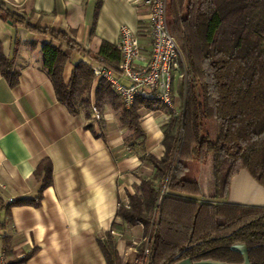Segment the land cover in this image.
Instances as JSON below:
<instances>
[{
  "label": "crops",
  "instance_id": "crops-1",
  "mask_svg": "<svg viewBox=\"0 0 264 264\" xmlns=\"http://www.w3.org/2000/svg\"><path fill=\"white\" fill-rule=\"evenodd\" d=\"M0 7L25 22L13 25L0 12V54L20 72L12 87L0 69V199L33 201L41 194L38 206L2 211L9 259L13 264H107L101 245L111 240L119 264H133L146 226L122 221L118 211L140 195L144 181L155 179L148 157L165 156V127L181 111L179 89L174 84L172 110L139 109L144 135L139 139L122 127L119 113L107 103L98 112L101 122L94 114L72 115L42 69V48L51 41L64 50L69 42L74 45L64 68L66 83L77 63L100 66L103 43L117 47L124 26L137 33L148 58L149 9L142 0H0ZM59 33L66 39H54ZM46 162L52 182L42 189V175L35 172ZM199 182L202 196L186 199L214 202L212 158L200 167ZM154 185L159 188V180ZM228 202L264 207V188L242 170L232 181Z\"/></svg>",
  "mask_w": 264,
  "mask_h": 264
},
{
  "label": "trees",
  "instance_id": "trees-1",
  "mask_svg": "<svg viewBox=\"0 0 264 264\" xmlns=\"http://www.w3.org/2000/svg\"><path fill=\"white\" fill-rule=\"evenodd\" d=\"M0 12L13 25L25 24L22 17L3 7ZM168 24L186 64L179 87L181 111L165 127L164 158L148 157L156 168L155 179L144 181L140 195L131 198L128 208L121 206L117 216L130 225L148 227L158 212L149 264L186 259L241 264L244 257L234 250L240 246L247 248L250 264H264V207L228 202L232 181L242 170L264 188V0H168ZM55 36L66 39L61 33ZM73 51L71 42L65 50L53 41L42 48V69L58 101L72 115L88 117L105 101L119 113L122 127L144 138L139 109L166 106L138 98L126 109L106 81L99 80L94 89L93 66L85 62L74 66L66 83L64 68ZM99 56L101 63L115 69L121 61L118 47L107 42ZM0 69L10 85L17 86L20 72L1 54ZM210 158L215 201L186 199L202 196L197 174ZM35 175H42V189L50 185L51 164H42ZM168 176L169 194L158 207ZM157 180L159 188L154 185ZM40 199L41 194L33 201L4 205L2 211L8 213L14 205L38 206ZM1 228H5L3 221ZM101 246L107 264H119L113 242Z\"/></svg>",
  "mask_w": 264,
  "mask_h": 264
},
{
  "label": "built area",
  "instance_id": "built-area-1",
  "mask_svg": "<svg viewBox=\"0 0 264 264\" xmlns=\"http://www.w3.org/2000/svg\"><path fill=\"white\" fill-rule=\"evenodd\" d=\"M142 2L149 9V23L146 31L151 40L150 56L148 58L144 56L145 49L137 33L124 26L120 29V40L117 46L121 55L117 69L102 63L93 68V72L97 80H104L110 85L113 93L120 98L126 109H130L138 98L160 101L173 109L172 94L175 78L178 74L180 79L184 78L186 64L183 53L169 29L168 0H142ZM93 111L95 119L99 120L101 117L95 107ZM169 181L170 176L167 177L161 189L158 207L163 198L169 194ZM12 203V199L7 203L0 199V264H13L5 247V237L1 228L2 207ZM157 218L158 212L155 211L151 220V230L142 247V256L136 257L133 264H149ZM16 264L28 263L20 261Z\"/></svg>",
  "mask_w": 264,
  "mask_h": 264
},
{
  "label": "rangeland",
  "instance_id": "rangeland-1",
  "mask_svg": "<svg viewBox=\"0 0 264 264\" xmlns=\"http://www.w3.org/2000/svg\"><path fill=\"white\" fill-rule=\"evenodd\" d=\"M183 79L184 78H181L180 79V75L178 74L177 76H176V78H175V85H176V87H177V91H178V89H179V87H180V85H181V83H182V81H183ZM173 100V99H172ZM105 104V101L104 102H102V104H100V108H98V112L100 113V114H102L101 112H102V110H103V105ZM164 105V104H163ZM176 107V105H175V102H174V100H173V108H175ZM166 109H168V110H172V109H170V108H168L167 106H166ZM83 110H84V108H83ZM101 111V112H100ZM93 114H94V111H93ZM96 121H98V122H101V121H99V120H97V119H95ZM201 167V166H200ZM200 167H199V173L197 174V177H198V179L200 178ZM167 179V178H166ZM165 182V181H164ZM164 184V183H163ZM163 187V186H162ZM168 190H169V188H168ZM160 193H161V191H160ZM161 204H162V202H161ZM161 204H160V206L159 207H161ZM150 230H151V222H150V225L148 226V227H146V235H145V237H144V239H143V241H142V245H141V248L145 245V239H146V236L149 234V232H150ZM142 250H140L139 251V253L136 255V257H141L142 256V252H141ZM135 257V258H136Z\"/></svg>",
  "mask_w": 264,
  "mask_h": 264
},
{
  "label": "water",
  "instance_id": "water-1",
  "mask_svg": "<svg viewBox=\"0 0 264 264\" xmlns=\"http://www.w3.org/2000/svg\"><path fill=\"white\" fill-rule=\"evenodd\" d=\"M234 250L240 252L243 255L244 262L241 264H250L248 250L245 246L236 247V248H234ZM176 264H226V263L213 262V261H203V262L193 263L190 259H186V260H182Z\"/></svg>",
  "mask_w": 264,
  "mask_h": 264
}]
</instances>
